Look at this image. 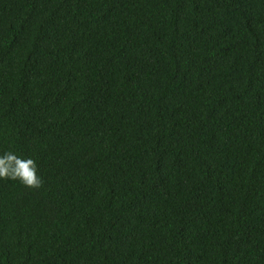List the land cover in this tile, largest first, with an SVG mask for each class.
Returning a JSON list of instances; mask_svg holds the SVG:
<instances>
[{
    "label": "trees",
    "instance_id": "16d2710c",
    "mask_svg": "<svg viewBox=\"0 0 264 264\" xmlns=\"http://www.w3.org/2000/svg\"><path fill=\"white\" fill-rule=\"evenodd\" d=\"M0 264H264V0H0Z\"/></svg>",
    "mask_w": 264,
    "mask_h": 264
},
{
    "label": "clouds",
    "instance_id": "9594fccd",
    "mask_svg": "<svg viewBox=\"0 0 264 264\" xmlns=\"http://www.w3.org/2000/svg\"><path fill=\"white\" fill-rule=\"evenodd\" d=\"M0 179L19 181L27 187H39L42 183L35 160L13 151L0 153Z\"/></svg>",
    "mask_w": 264,
    "mask_h": 264
}]
</instances>
